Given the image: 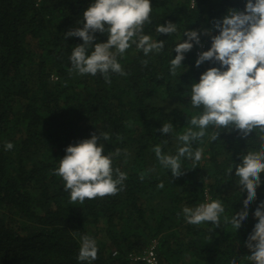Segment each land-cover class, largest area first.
Listing matches in <instances>:
<instances>
[{
	"label": "trees",
	"instance_id": "obj_1",
	"mask_svg": "<svg viewBox=\"0 0 264 264\" xmlns=\"http://www.w3.org/2000/svg\"><path fill=\"white\" fill-rule=\"evenodd\" d=\"M92 2L0 0V264H143L131 256L152 240L162 264H230L233 258L252 264L245 259L251 254L245 241L258 222L254 211L264 201V173L241 227L235 231L223 216L243 207L247 193H239L235 165L241 154L259 147L255 133L241 138L237 130H221L216 141L194 142L193 149L204 147L203 157L195 165L182 159L185 171L178 178L153 151L159 144L164 153L175 155L176 134L200 112L191 106L190 85L207 68L219 66L207 61L195 66L194 44L182 61L185 68L172 76L175 44L187 39L186 29H210L229 8L243 11L245 0H195V8L193 0H151V23L144 34L164 40L165 47L146 57L133 45L117 57L126 75L110 73V84L99 73L70 71L72 50L83 41L64 33L83 26V11ZM166 22L177 24V33L156 31ZM95 36V42L107 41L106 34ZM200 40L206 51L211 36ZM166 122L174 132L161 135ZM97 132L110 135L101 141L104 154L127 149L129 155L122 151L113 160L127 180L115 196L72 204L55 170L67 146ZM9 142L14 147L6 150ZM209 198L225 207L220 226L187 223L183 208ZM84 235L97 242L94 261L77 258Z\"/></svg>",
	"mask_w": 264,
	"mask_h": 264
},
{
	"label": "clouds",
	"instance_id": "obj_2",
	"mask_svg": "<svg viewBox=\"0 0 264 264\" xmlns=\"http://www.w3.org/2000/svg\"><path fill=\"white\" fill-rule=\"evenodd\" d=\"M193 7H196L195 0ZM152 11L151 0H93L83 11V26L64 33L65 37H79L83 41L72 50L70 71L92 76L99 73L110 84V73L126 75L117 57H123L133 45L146 57L159 54L165 47L164 40H154L144 34L145 24L151 23ZM213 30L218 34L211 35ZM156 31L171 36L177 33L178 25L166 22L158 25ZM95 33L106 34L107 41L95 42ZM201 35L211 36V46L198 54L195 66L206 61L219 66L207 68L199 81L190 85L191 106L200 112L191 116L190 126L182 134H176L179 146L175 155L164 153L159 144L153 151L160 165L173 178H178L185 171L182 159L191 160L195 165L203 157L204 147L193 149L194 142L203 143L205 137L216 141L221 130H237L241 138L255 133L259 147L241 154L240 163L235 165L239 193H247L243 207L231 216H223L224 222L236 231L246 220L250 203L256 200V190L264 173V0H245L243 11L227 9L222 18L212 21L210 29L184 30L183 36L187 39L176 43L172 50L176 55L169 62L170 75H177L185 54L194 44H201ZM141 63L146 66L148 60ZM210 127L214 130L209 133ZM159 131L161 135L172 134L173 124L163 123ZM109 139L107 132L93 133L90 138L67 146L65 155L59 159L55 174L65 182L72 204L115 196L123 190L127 175L119 168L114 169L113 160L122 151L125 156L129 153L127 149L116 148L104 154L101 141ZM13 147L11 142L5 145L6 150ZM232 169L233 163H230L226 174L230 175ZM140 178H144L143 173ZM158 187L163 188V183ZM182 211L189 224L208 222L219 227L225 207L220 199L209 198L208 202L194 208L184 207ZM254 217L258 222L245 241L251 253L245 259L252 264H264V201L257 205ZM97 253L96 240L82 236L78 260L94 261ZM230 264H237V260L233 258Z\"/></svg>",
	"mask_w": 264,
	"mask_h": 264
},
{
	"label": "built area",
	"instance_id": "obj_3",
	"mask_svg": "<svg viewBox=\"0 0 264 264\" xmlns=\"http://www.w3.org/2000/svg\"><path fill=\"white\" fill-rule=\"evenodd\" d=\"M200 41H201V44L199 46L196 45L195 47L196 56H198L200 52L204 51V47H205L204 41L202 40ZM156 244H157V241L152 240L144 250H142L140 253L136 255H132L131 259L135 262H141L143 264H162L156 253Z\"/></svg>",
	"mask_w": 264,
	"mask_h": 264
}]
</instances>
